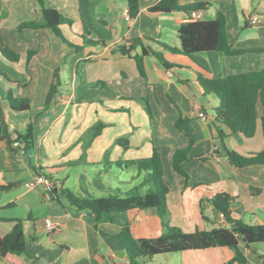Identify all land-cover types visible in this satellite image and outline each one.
<instances>
[{
  "label": "crops",
  "instance_id": "1",
  "mask_svg": "<svg viewBox=\"0 0 264 264\" xmlns=\"http://www.w3.org/2000/svg\"><path fill=\"white\" fill-rule=\"evenodd\" d=\"M71 21L59 26L62 38L47 27H17L40 19L35 0H0V38L18 60L0 54V127L11 138L33 120L31 147L17 151L0 140V237L21 221L26 252L12 263L0 264H129L117 235L129 224L134 237L153 238L162 233L153 210L112 213V222L95 224L94 215L76 211L60 195L68 188L82 198H99L108 190L121 194L140 185L145 173L133 165L117 164L149 157L156 149L167 187L165 220L183 232L226 226L210 204L217 191L230 196V214L246 224H264V165L237 168L224 156V149L242 155L264 150L259 120L252 138L232 134L219 139L210 127L218 105L205 93L198 78H219L264 67V0H178L180 4L207 2L202 19L220 11L226 18L228 42L239 55L207 51L186 56L180 52L178 29L182 11L149 13L157 0H138L137 15L127 20L126 0H44ZM257 13L260 21L249 22ZM100 41L102 44L93 42ZM142 46L161 55L143 57L144 75L134 60L119 48ZM174 48L176 51H171ZM52 85L55 94L43 110ZM13 98H28V110L10 107ZM258 118L261 108L257 106ZM178 118L185 119L181 128ZM102 123L92 137L91 128ZM224 133L227 129L222 127ZM194 140L188 160L182 163L187 178L171 168V156ZM124 139L118 142V139ZM207 155L208 159H194ZM35 174L51 178L55 187L50 199L41 186L24 183ZM147 186L142 187L146 190ZM56 225L48 229L46 220ZM249 264H263L264 244H240ZM171 255V256H170ZM224 264L233 256L228 248L210 247L144 258V264ZM149 262V263H147Z\"/></svg>",
  "mask_w": 264,
  "mask_h": 264
},
{
  "label": "trees",
  "instance_id": "2",
  "mask_svg": "<svg viewBox=\"0 0 264 264\" xmlns=\"http://www.w3.org/2000/svg\"><path fill=\"white\" fill-rule=\"evenodd\" d=\"M40 7V19L22 22L17 29L47 27L56 36L62 38L59 26L61 24L70 25L71 21L65 18L56 9L46 5L44 0H35ZM130 19L134 18L139 11L138 0H126ZM207 2H194L180 4L178 0H157L148 8L149 13H170L182 11L185 14L192 10L204 11L209 7ZM181 49L180 52L186 56L194 53L207 51H220L226 55H239L244 50H235L228 42L226 33V18L220 11H216L213 19L198 21H184L178 29ZM102 44V42H93ZM133 46L119 48L120 53L132 58L136 68L141 75H144L143 57L154 55L166 66L167 62L160 54L153 50H148L142 46L139 54H131ZM171 51L174 48L168 47ZM1 56L14 62L18 60V53L11 50L0 38ZM0 75L4 73L0 70ZM198 83L205 93H212L216 96L218 105L214 108L213 119L210 127L214 129L219 139L232 134H241L245 138H252L255 133L256 123L259 120L261 133L264 137V67L260 70H252L236 74H228L219 78H198ZM56 85L49 89L44 103L43 110L48 106L55 94ZM10 107L14 110H28V98H13L8 93ZM257 106L261 108V115L258 118ZM185 119L178 118L176 127L181 128ZM33 120L25 127L23 132H17L11 138L5 125L0 127V140L11 146L14 151L20 149L13 146V142L22 145L21 149L26 152L32 145ZM102 123L95 124L89 134L94 137L98 135L102 128ZM226 128L228 133L222 131ZM189 137L188 145L184 148L176 149L171 156V168L180 176L187 178L183 170L182 163L188 160V153L194 140ZM122 138L118 139L121 142ZM224 156L227 161L237 167L243 168L250 165H264V150L247 155L239 154L234 150L224 149ZM194 159L206 160L207 155L195 156ZM133 165L138 171L144 172L145 176L140 185H137L121 194L116 190H108L106 194L99 198H82L74 194L68 188H60V195L63 196L72 208L76 211L86 210L94 215L95 224L112 222V213L129 212L132 210H153L159 218L162 233L153 238H136L131 232L130 225L124 224L120 227L117 235L121 247L125 251V257L129 264H144V258L155 255L176 253L188 250H201L210 247L228 248L233 251V256L226 260L224 264H249L240 249L241 243H248L251 247L256 244H264V224H246L242 220L235 219L230 214V196L217 191L212 197L201 199L203 203L210 204L217 212L223 215L226 226L214 227L209 230H194L193 232H183L179 227L171 226L165 220L166 201L165 195L167 187L162 180V163L159 152L154 149L152 154L146 158L129 160L118 163V165ZM147 186L146 190L142 187ZM1 188V187H0ZM243 238L245 240H243ZM25 236L21 221L12 228L5 236L0 237V259H6L12 263H17L18 256L24 255ZM24 264V263H20ZM264 264V258H263Z\"/></svg>",
  "mask_w": 264,
  "mask_h": 264
},
{
  "label": "built area",
  "instance_id": "3",
  "mask_svg": "<svg viewBox=\"0 0 264 264\" xmlns=\"http://www.w3.org/2000/svg\"><path fill=\"white\" fill-rule=\"evenodd\" d=\"M126 19L129 20V13L128 9L125 10ZM202 19V11L201 10H192L191 12L187 13L185 16L186 21H198ZM260 21V17L257 13H252L249 16V22L251 24H257ZM18 145V142H13V146ZM25 187L28 189H36L38 186H41L43 195L50 199L53 190L55 187L54 181L43 175V174H35L30 180L24 183ZM220 216L223 217V215L220 213ZM46 226L48 229H56V225L53 224L49 219L46 220Z\"/></svg>",
  "mask_w": 264,
  "mask_h": 264
},
{
  "label": "rangeland",
  "instance_id": "4",
  "mask_svg": "<svg viewBox=\"0 0 264 264\" xmlns=\"http://www.w3.org/2000/svg\"><path fill=\"white\" fill-rule=\"evenodd\" d=\"M260 245H262V244H260ZM171 256V255H170ZM160 258H161V260L162 259H165V256H160V257H156V259L152 262V263H150V264H158L159 263V261H160ZM147 263H149V262H147Z\"/></svg>",
  "mask_w": 264,
  "mask_h": 264
},
{
  "label": "water",
  "instance_id": "5",
  "mask_svg": "<svg viewBox=\"0 0 264 264\" xmlns=\"http://www.w3.org/2000/svg\"><path fill=\"white\" fill-rule=\"evenodd\" d=\"M243 240H245V239L243 238ZM245 245L248 246L249 244L248 243H245Z\"/></svg>",
  "mask_w": 264,
  "mask_h": 264
}]
</instances>
